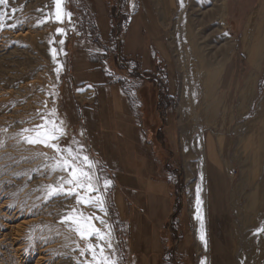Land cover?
Here are the masks:
<instances>
[{"label": "rangeland", "instance_id": "obj_1", "mask_svg": "<svg viewBox=\"0 0 264 264\" xmlns=\"http://www.w3.org/2000/svg\"><path fill=\"white\" fill-rule=\"evenodd\" d=\"M61 7L72 14L71 22L65 17L63 23L49 19L37 26L55 12V0H9L0 5L5 13L0 27V264H86L90 254L80 256L76 248L77 243L85 247V241L61 222L73 208L101 215L112 225L114 258L125 264L124 236L110 201L113 183L105 193L107 215L77 205L74 196L47 198L45 186L56 185L57 177L66 173L52 172L53 161L38 155L52 157L51 149L28 144L17 135L41 123L38 113L48 116L55 109L56 117L51 118L63 120L68 133L59 143L66 145L72 137L82 141L101 178L111 179L89 147L90 133L77 115L84 106L69 94L72 67L89 48L81 45L99 36L81 0H62ZM107 7L112 35L102 53L108 59L103 68L114 73L124 66L119 54L129 17L139 20L145 13L153 33L144 30L143 41L153 48L159 87L169 83L174 95L167 103L175 134L164 151L154 140L162 126L155 87L141 89L143 123L157 146L158 160L173 162L168 176L179 196L174 199L178 210L165 232V264H197L202 252L188 207L194 179L188 174L194 160L183 159L182 126L191 135L188 147L196 136L202 138L209 264H264V233L255 234L264 226V0H183L182 6L180 0H107ZM11 8H17L15 14ZM58 27L65 29L63 35L56 33ZM153 34L156 45L149 40ZM57 66H62L58 76ZM184 91L187 103L181 116ZM8 204L15 207L6 210ZM39 255L44 256L37 260Z\"/></svg>", "mask_w": 264, "mask_h": 264}, {"label": "crops", "instance_id": "obj_2", "mask_svg": "<svg viewBox=\"0 0 264 264\" xmlns=\"http://www.w3.org/2000/svg\"><path fill=\"white\" fill-rule=\"evenodd\" d=\"M81 2L91 14L99 37L81 45L89 48L79 54L72 67L69 94L84 106L77 115L90 133L89 147L113 182L110 201L124 236L125 264H165V232L178 210L174 199L179 196L174 191L176 182L168 176L173 172L168 165L173 162L158 160L155 147L165 151L175 134L171 106L167 103V98L174 95L169 83L159 87L153 48L146 47L143 41V31H153L147 26V14H139V20L129 17L119 54L124 66L113 73L100 66V62L108 61L102 53L112 35L107 0ZM251 22L253 26L257 21ZM153 35H149V40H157ZM132 62L135 67L128 66ZM151 86L155 87L157 109H162V126L154 139L157 146L143 123L142 93Z\"/></svg>", "mask_w": 264, "mask_h": 264}, {"label": "snow or ice", "instance_id": "obj_3", "mask_svg": "<svg viewBox=\"0 0 264 264\" xmlns=\"http://www.w3.org/2000/svg\"><path fill=\"white\" fill-rule=\"evenodd\" d=\"M9 0H0V5H8ZM181 6L183 0H180ZM62 0H55V12L44 19L38 20L37 26L53 19L56 22L63 23L65 17L71 22V13L65 12L61 7ZM11 13L15 14L17 8H11ZM39 11V9L37 10ZM5 13L0 10V27L3 26V16ZM15 28L16 25L12 24ZM56 33L63 35L64 28H56ZM53 41H50V43ZM64 41L61 40L60 44ZM56 49H52V58L56 59ZM62 66H57L55 72L57 76ZM55 88V85H53ZM41 123L31 128H23L17 135L21 136L24 142L31 145H42L52 150L53 155L49 157L47 153L41 152L38 155L44 156L46 160L51 159L53 163L50 165L52 172L66 173L57 177L56 185H46L48 189L47 198L56 195H65L75 197L77 205L92 206L99 213L107 215V206L105 193L111 187L112 181L108 178H101L98 173L97 163L91 159L85 152V145L82 141L70 138V142L61 145L59 140L68 135L65 122L63 120L52 119L56 117V110L52 109L48 116L38 113ZM6 131V130H5ZM82 136L83 133H80ZM200 186L196 189V207L197 219L201 221L200 240L206 243L203 232V216L200 211ZM14 204L5 206L6 210L14 208ZM96 221H99L103 227H98ZM62 223H68L72 230L77 233L81 240L85 241V247L81 248L77 243L76 248L79 250L80 256L86 253L90 254L91 259L86 264H119L115 257V246L112 242L113 228L107 223L103 216L96 214L84 215L78 208H73L67 215L61 217ZM264 233V226L255 230V234ZM93 239L95 243H93ZM201 264H206L202 261Z\"/></svg>", "mask_w": 264, "mask_h": 264}, {"label": "bare ground", "instance_id": "obj_4", "mask_svg": "<svg viewBox=\"0 0 264 264\" xmlns=\"http://www.w3.org/2000/svg\"><path fill=\"white\" fill-rule=\"evenodd\" d=\"M181 96L182 97L180 99L179 107L181 109V114H182L181 116H183V109H184L183 106H185V104L187 103V96L185 95V91L183 92V94H181ZM179 133H180L179 138H180V145H181L180 147H181V153H182L183 159L194 160V163L190 167L191 169L189 170V174H188V175H191V174L194 175L193 182L189 186L190 190H189V198H188V207H189L190 215H191V217L194 221V224H195L194 237L196 240L197 248L199 250H202V252L199 254L197 264H201L202 261H205L206 264H209V257H208L209 246H208L207 235H206V231H207V229H206V213H205L206 186H205V168H204V157H203V149H202V138L200 135L196 136L192 147H188L189 146V138L191 135L189 136L188 131H187V129L184 128V126L181 127ZM191 133H192V131H191ZM197 185L200 186V200H201L200 211H201V214L203 216V232H204V235L206 238V243L200 240L201 221L197 219V207H196ZM49 237L51 238V236H49ZM43 256L44 255H39L37 260H39L40 257H43ZM41 263H43V262H41Z\"/></svg>", "mask_w": 264, "mask_h": 264}, {"label": "trees", "instance_id": "obj_5", "mask_svg": "<svg viewBox=\"0 0 264 264\" xmlns=\"http://www.w3.org/2000/svg\"><path fill=\"white\" fill-rule=\"evenodd\" d=\"M102 65H103V63H101V62H100V66H101V68H103V66H102ZM103 69H104V68H103ZM115 81H116V80H115ZM169 105H171V102H170V104H169Z\"/></svg>", "mask_w": 264, "mask_h": 264}]
</instances>
